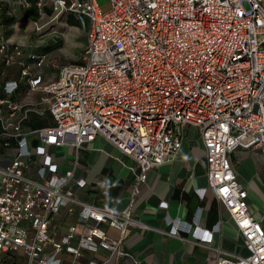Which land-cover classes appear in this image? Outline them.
<instances>
[{"label": "built area", "instance_id": "built-area-1", "mask_svg": "<svg viewBox=\"0 0 264 264\" xmlns=\"http://www.w3.org/2000/svg\"><path fill=\"white\" fill-rule=\"evenodd\" d=\"M0 14V264L8 252L22 264L119 255L140 264L119 247L129 226H146L132 214L133 196L148 169L179 159L189 126L206 162L195 191L222 204L246 252L213 244L219 222L205 228L165 214L168 234L204 246L202 264H264V225L230 159L237 149L264 155V0H108L104 10L97 0H0ZM67 14L85 40L78 59L50 65L49 78L45 54L13 37L23 30L18 17L28 19L29 38ZM47 114L51 123L31 126ZM97 137L133 161L120 210L79 195L88 184L76 174L82 151Z\"/></svg>", "mask_w": 264, "mask_h": 264}, {"label": "crops", "instance_id": "crops-1", "mask_svg": "<svg viewBox=\"0 0 264 264\" xmlns=\"http://www.w3.org/2000/svg\"><path fill=\"white\" fill-rule=\"evenodd\" d=\"M49 11L48 6L47 12ZM69 16L74 18L72 14H67L62 19L55 20L50 33L46 32L42 37L32 34L29 38L23 32L30 28L28 19L22 15L18 17L20 28L23 30L18 31L13 37L25 46L32 40L33 51L45 54L47 65L44 66L50 69L49 73L45 72V76L49 78L52 77L51 70L54 71L50 65L62 64L57 61L56 56L58 53L64 54L61 50L57 51L61 47L57 28L81 29L85 40V29L80 23H69ZM0 18L6 20L7 17L0 14ZM44 47L51 48L45 50ZM34 120L30 123L33 127L52 122L50 116L44 120ZM87 146L88 149L82 151L76 174L83 173L88 184L80 190L79 195L83 200L115 210L126 207L135 184L134 173L129 169L133 161L121 156L110 143L98 137ZM106 152L122 158L126 164L108 159ZM230 159L238 180L247 189L250 211L261 218L264 225V155L248 149H237L231 154ZM205 173L206 162L202 144L195 129L189 126L186 128L185 143L179 159L165 161L148 169L145 179L138 183L131 210L133 216L139 218L146 226L143 228L129 226L119 247L131 254L140 264H202V257L207 249L191 240L193 238L190 234H186L190 238L187 241L170 236L168 234L170 224L163 218L165 214H169L171 217L192 222L194 226L196 224L205 228H212L219 222V230L214 233L213 244L230 252L245 253V248L234 242L236 231L222 204L209 191L203 198L196 193V188L206 184ZM162 201L166 202L165 207L160 206ZM60 219L68 223L72 221L73 216L61 215ZM101 227L111 236L118 237L117 229L107 227L106 224H102ZM229 228L233 231L231 236L226 233ZM225 242H232L235 250L227 249L224 246ZM125 260L123 255L113 256L106 264H126ZM84 263V260H79L75 264Z\"/></svg>", "mask_w": 264, "mask_h": 264}, {"label": "rangeland", "instance_id": "rangeland-1", "mask_svg": "<svg viewBox=\"0 0 264 264\" xmlns=\"http://www.w3.org/2000/svg\"><path fill=\"white\" fill-rule=\"evenodd\" d=\"M98 4L101 6V8L107 9L108 8V0H97ZM244 7H249L247 1H243ZM69 23H79L77 20L72 18V16L68 17ZM57 33L60 36V42L59 47L57 51L61 50L64 54L58 53L59 55L56 56L57 61L59 63H67L70 61H74L78 59L80 55V50L82 47V43L84 42V33L81 29H77L75 27H64V28H57ZM65 35V41L63 39V36ZM42 69L46 72L49 73L50 69L47 66H42ZM48 117V114L46 115V118ZM192 132V129H191ZM246 154V153H245ZM226 233L228 236L233 235L232 229H227ZM224 246L231 250H235L234 244L231 242H225Z\"/></svg>", "mask_w": 264, "mask_h": 264}, {"label": "trees", "instance_id": "trees-1", "mask_svg": "<svg viewBox=\"0 0 264 264\" xmlns=\"http://www.w3.org/2000/svg\"><path fill=\"white\" fill-rule=\"evenodd\" d=\"M50 48L51 47H47V48L44 47L45 50H48ZM36 49L38 50L39 48L37 47ZM1 264H22V263L21 260L18 258V256H16V254L8 252L3 257V261Z\"/></svg>", "mask_w": 264, "mask_h": 264}, {"label": "bare ground", "instance_id": "bare-ground-1", "mask_svg": "<svg viewBox=\"0 0 264 264\" xmlns=\"http://www.w3.org/2000/svg\"><path fill=\"white\" fill-rule=\"evenodd\" d=\"M16 34H14V36H15Z\"/></svg>", "mask_w": 264, "mask_h": 264}]
</instances>
